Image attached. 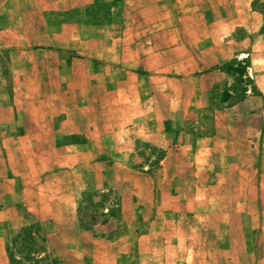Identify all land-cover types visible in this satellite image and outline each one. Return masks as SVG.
Returning a JSON list of instances; mask_svg holds the SVG:
<instances>
[{"label":"crops","instance_id":"crops-1","mask_svg":"<svg viewBox=\"0 0 264 264\" xmlns=\"http://www.w3.org/2000/svg\"><path fill=\"white\" fill-rule=\"evenodd\" d=\"M44 1L24 0L27 4ZM121 1L122 26L110 48H98L97 51L85 40L84 45L74 47L60 43L54 44L53 50L15 52L22 58L23 67L28 65V68L22 76H10L8 82L12 87L6 94L8 98L2 99L3 94L0 95V204L11 210L16 198L21 197L18 202L23 206L32 205L36 217L44 220L39 218L44 210L41 199L45 194L46 180L51 178L44 176L50 168H45L46 160L55 165L64 160L62 154L68 152L69 170L61 171L64 165H57L56 170L67 178L73 174L71 180L68 179L70 191L73 190L72 198H75L76 189L82 192L91 181L95 183L94 190L120 182L123 185L118 188L120 211L133 214L137 206L134 203L141 204L144 196H147L145 201L151 211L153 199L157 204L156 197L170 189L156 188L154 181L163 179V174L168 175L172 167L176 180L187 177L197 181L195 202L200 208L197 209L198 217H204L201 228L207 229L197 232L196 264H264V107H252L249 91L244 93L243 102L230 108L210 106L218 88L229 87L236 81L232 72L224 67L232 59L246 62L249 81L264 102V53H257L258 45H264V37L258 34L261 25L255 27L251 22L261 20L262 13L252 10L254 0ZM66 2L77 4V0H47L46 3L57 12ZM240 20L245 21L237 23ZM62 33L56 34L57 40ZM64 50L72 55L74 50L76 55L68 60L67 75L73 84L66 92L70 107L68 118L74 117L75 122L60 126L57 132L65 129L66 135L83 136L84 146L56 147L54 135L45 140L46 111L39 105L45 100L41 86L44 69L48 66V58H53L50 66L63 67L64 61L58 57L65 54ZM17 64L19 68L18 61ZM17 84H20L21 93L13 87ZM34 84L40 88H36V95H30L29 86ZM59 95L53 96L51 103L55 105ZM18 97L21 102L14 101ZM33 101H36V107ZM49 115L53 118L56 113ZM142 142L167 150L149 174L122 167L130 162ZM46 145L58 156L46 157ZM233 145L238 147L242 161L230 152ZM238 160L245 165V175H241L245 181L244 190L250 195L254 193L261 205L256 220L253 218L245 225L232 226L218 216L226 209L222 201L231 194L236 195L225 186L227 180L234 179V174L221 163L227 165ZM254 161L258 164V176L253 185L250 171ZM117 171L121 172L120 176ZM51 180L56 191L52 193L53 207L49 211L69 213L71 217L76 202L69 198L68 202H61V182L59 178L52 177ZM137 180L150 182L151 188L149 185L139 186ZM182 195L179 191L169 199L182 202ZM234 212L243 214L244 211ZM3 220L0 219V227L10 226ZM162 220L156 205L151 224L162 230L156 235L138 238L139 254L144 253L141 242L145 240L151 251L157 242L178 244L176 236L167 235L176 224ZM230 226L238 230L246 228L250 232L256 228L258 234L252 243L238 235L227 240ZM166 250L161 248L156 260L189 264L194 259L189 251L167 254Z\"/></svg>","mask_w":264,"mask_h":264},{"label":"rangeland","instance_id":"rangeland-1","mask_svg":"<svg viewBox=\"0 0 264 264\" xmlns=\"http://www.w3.org/2000/svg\"><path fill=\"white\" fill-rule=\"evenodd\" d=\"M47 2V0H45ZM36 4L31 2L27 4L24 0H0V95L2 99L6 98L10 88L9 79L11 75L13 77H19L23 75L24 70L28 68V65L23 67L21 64V59L15 52H21L24 50H37L46 49L53 50L54 44L60 45V43H65L69 47L85 44L94 45L97 50L99 48H110V45L115 43L118 32H120L121 25V10L119 8V20L110 26H102L97 24H90L94 20L98 22L102 21L98 19V15L95 14V9L92 11L94 20H90L88 17L83 15V9L85 6L92 5L93 3H99L100 0H87L89 3L84 4V0H77V4L67 3L61 5V10L53 12L51 6L48 3ZM121 6V0H119ZM94 5V4H93ZM69 6V7H67ZM100 8V6H98ZM48 9V11H47ZM80 9V13L69 15L68 18H64L65 13L70 10ZM43 10V11H42ZM252 10L254 12L262 13L263 18L261 20H252L251 22L255 27L260 24L258 34L264 37V0H254L252 3ZM50 13H60L63 14L59 16L57 20L58 29L49 26L47 24L56 26V22L49 19ZM102 14V11H101ZM66 16V15H65ZM48 18V19H47ZM76 20V21H75ZM87 21L88 24H85ZM245 20L237 21V23H242ZM122 26V25H121ZM62 33V36L56 39V34ZM263 46V47H261ZM8 51L11 52L8 54ZM71 51V50H70ZM72 50V54H68L69 51L64 50V55H59L58 60H63L65 64L63 67L56 65H49L52 63L48 58L49 63L44 69V83L42 86L44 91V101L39 105L44 107L46 111L45 116V140H50L53 135L55 136L54 145L67 146L68 144H85V138L83 136L66 135V130L62 129L57 132V129L64 125H69V123L75 122V118L69 117V96L66 97V92H68V87L73 84L72 78L67 75L68 71V60L74 58L75 53ZM98 51V50H97ZM264 53V45H258L257 53ZM70 53V52H69ZM55 56V55H54ZM14 61V62H13ZM17 61L19 62V68ZM12 63V65H11ZM244 60L232 59L227 62L224 67L226 70L232 72V76L236 77V81L229 85V87L218 88L216 95H214L210 100V106L222 109L230 108L235 104L243 102L244 93L250 92V97L252 98V107L254 109H261L264 107L263 99L260 98L258 92L255 91L254 87L251 85L249 78L246 74V66L243 65ZM260 59L257 61L258 67ZM235 72H239L238 75ZM236 76H235V75ZM20 84L13 85L16 89H19ZM79 87L82 85H78ZM40 88V85H30L29 92L30 95L36 93V88ZM81 87L79 89H81ZM82 90L84 88L82 87ZM19 89V93H21ZM60 93V95L58 94ZM224 93L225 96H224ZM7 94V95H6ZM36 95V94H35ZM59 95L57 103L54 105L52 102V97ZM31 97V96H29ZM8 98V97H7ZM20 97L16 98L15 102H21ZM30 99V98H29ZM8 101V100H7ZM33 106L36 107V101H33ZM32 101H30V106ZM16 107V106H14ZM255 111V110H254ZM50 113H56V116L51 118ZM58 118V119H57ZM61 123V125H60ZM255 123V121H254ZM15 124V123H14ZM56 129V130H55ZM230 152L237 155V159H240V154L238 152V147L233 145ZM257 149V148H256ZM90 151V150H89ZM167 150L161 148H156L150 146L146 143H139L136 148V153L133 155L132 159L128 164L122 165V167H128L134 172L150 173L153 169L158 166V161L165 155ZM79 154V153H78ZM45 155L51 159V155L58 156V154L49 151L46 145ZM68 152L62 154L64 160H60L55 165H50L51 162L45 164V168H49V172L45 173V178L49 176L52 178H59L61 182L60 190V201L68 202V198L76 202V207L73 213L56 212L57 210L49 211L52 206V193L56 191L54 182L51 178L46 180L45 194L41 199V207L43 212H40L44 220H39L36 217V211L32 205H22L18 202L21 197L16 198L14 205H11V210L6 208L4 204H0V219H4L7 223V227H0V264H8V258L5 253V243L9 240L12 234L16 233L21 227L33 225L35 228L32 232H36V247L38 249L39 258L44 255L47 256L46 262L42 264H50V259H55L56 264H180V261H166L162 263V260H156V256H160L161 248H166L165 252L168 254H176L179 252H190V255L194 257L193 260L189 261V264H196V242H197V232L202 229H207L201 225L204 223L201 215L198 217L195 198H196V179L191 178H179L175 179V176L169 169L168 175L163 174V179H157L154 181V187L160 188H170L167 193L161 192V195L157 196V204H155L154 199L151 203L152 210L150 211V206L148 201H145L147 196L141 199V204H136V209L132 212H122L120 211V197L118 195L119 189L123 188V185L111 183L112 186H103L97 190H94L95 183L91 181V184H87L83 191L76 189L74 193L75 198H72V191H70L69 180L73 177V174L67 178L64 177L63 173L56 170L57 165H64L65 168H61V171L66 172L69 170L67 166L68 162ZM224 164L221 163L225 169L229 168L230 173L234 174L233 180L226 181V189L234 191L236 194H232L228 197L226 201H222V206L226 209L222 210L218 215L222 222L231 223L232 226H237L238 224H244L248 221L257 219V209L260 207V202L258 198L253 194H248V191L244 190L245 184L244 179L241 176L245 175L244 163L240 162ZM140 161V162H139ZM220 163V162H219ZM218 165V164H217ZM79 168V165H77ZM258 164L253 163V170L250 172L253 176V185L255 184V178L258 176ZM219 167V165H218ZM193 166L190 167L192 169ZM59 173V174H58ZM58 174V176H54ZM81 174V173H80ZM117 175H121V172L117 171ZM79 177V174L77 175ZM64 177V178H62ZM69 179V180H68ZM95 181V180H94ZM90 182V179H87ZM139 186H148L149 184L144 180L136 181ZM113 187H117L114 189ZM254 187V186H253ZM225 190V191H227ZM182 191V202L177 200H170L169 197H175V194ZM244 191H246L244 193ZM71 192V194H69ZM81 192L80 195L78 193ZM159 193V192H158ZM244 193V194H243ZM69 194V195H68ZM180 198V197H179ZM76 199V200H75ZM227 202V203H226ZM146 204L147 206H141ZM157 205V213L161 214L162 221L165 220L174 221L176 224L175 229L167 234L170 237L176 236L178 239V244L173 245H163L161 242H157L156 245H152L153 251L148 247L146 240L141 242L143 245V254L138 253L137 240L140 236L156 235L157 231L162 230L160 227H152V219L154 220L155 206ZM162 205V206H160ZM168 206V207H165ZM221 206V204H220ZM218 206V207H220ZM264 207V204H263ZM244 211L243 214H236L234 211ZM73 216V217H72ZM3 220V222H4ZM245 225V224H244ZM228 231L227 240L235 236H244L245 240L253 242L254 236L258 234L254 229L253 232L246 228L238 230L234 227ZM165 230V228L163 229ZM234 230V231H232ZM238 237V238H239ZM42 239L44 242H42ZM233 239V238H232ZM237 240V239H236ZM237 243V241H234ZM224 246V244H223ZM40 247V248H39ZM42 248V249H41ZM235 248H238L235 244ZM15 259L17 254L12 251ZM40 264V263H39Z\"/></svg>","mask_w":264,"mask_h":264},{"label":"trees","instance_id":"trees-1","mask_svg":"<svg viewBox=\"0 0 264 264\" xmlns=\"http://www.w3.org/2000/svg\"><path fill=\"white\" fill-rule=\"evenodd\" d=\"M93 4L85 6L83 12L81 13H83V15L88 17L90 20H94L92 19L94 18L92 15V11L95 9L96 15H98V12L100 11L98 19H101L102 21L97 23V21L94 20V23L91 21L90 24L110 26L111 24L119 21V0H100L99 3L95 2ZM98 6H100V8ZM74 13H80V9L70 10L69 12L65 13L66 16L64 15L63 17L66 19L69 15H72ZM62 15L63 14L60 13H50L48 17H52L49 19L56 22V26H53L48 22L47 24L58 29L59 27L57 20L59 19V16ZM84 22L85 24H88L87 21L84 20ZM243 65L246 66V62L243 63ZM235 73L238 75L239 72ZM225 94L226 93H224V96ZM34 228L35 227L33 225L21 227L16 233L12 234L9 240L5 243V253L8 258V264H42V262H46V255L39 258L38 249L36 247V232H32ZM42 242H44L43 239ZM12 251H14L18 255V259H15ZM49 263L56 264V260L52 258L50 259Z\"/></svg>","mask_w":264,"mask_h":264}]
</instances>
